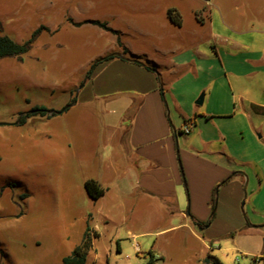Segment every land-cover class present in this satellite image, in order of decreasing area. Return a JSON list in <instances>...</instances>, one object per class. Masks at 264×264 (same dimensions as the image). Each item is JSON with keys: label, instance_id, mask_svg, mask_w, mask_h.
<instances>
[{"label": "crops", "instance_id": "0c3cea01", "mask_svg": "<svg viewBox=\"0 0 264 264\" xmlns=\"http://www.w3.org/2000/svg\"><path fill=\"white\" fill-rule=\"evenodd\" d=\"M60 1L40 22L54 31L66 26L62 41L69 35L79 45L93 44L88 65L121 53L97 63L77 94L62 100L75 98L64 112L94 116L93 168L82 186L90 199L87 179L105 188L96 201L109 206L106 219L113 218L110 206H129L131 213L142 206L135 214L148 222L178 215L191 220L200 237H214L221 222L224 232L264 226L257 222L264 218V128L258 123L264 120V0ZM26 18L17 19V29L36 28ZM14 72L19 79L36 76L29 69ZM50 118L38 119L46 125ZM17 126L0 125L4 140ZM50 132L47 146L60 152L62 172L70 173L74 163L82 167L86 137ZM213 204L210 224L198 226L195 219H209ZM241 204L252 217L244 216ZM202 238L197 258L203 260Z\"/></svg>", "mask_w": 264, "mask_h": 264}, {"label": "rangeland", "instance_id": "374dc122", "mask_svg": "<svg viewBox=\"0 0 264 264\" xmlns=\"http://www.w3.org/2000/svg\"><path fill=\"white\" fill-rule=\"evenodd\" d=\"M55 5L62 3L0 0V35L23 43L38 30L27 52L0 58V125H19L12 132L6 131L9 140H4L3 130L0 134V264H62L87 225L100 235L94 239L86 264H198L203 261L197 258L202 237L207 241L205 256L211 252L225 264H264V226L224 232L225 223L221 222L212 230L214 237L206 233L200 237L194 223H185L178 215L148 222L145 215L135 214L142 206L133 207V213L129 206L125 211L110 206L113 218L107 220L109 206L100 207L96 199L88 198L82 182L93 168L94 116L79 110L64 112L68 104L62 100L76 95L88 77L93 62L88 65L86 58L96 47L79 45L77 38L69 35L62 41L66 26L56 31L44 26ZM28 15L30 26L36 28L17 29L19 18L27 22ZM25 69L36 76L15 77L14 71ZM36 103H44L48 112L52 103L60 107L46 125L38 118L51 116L40 114L18 124L21 114L32 111ZM258 123L264 128V120ZM52 128L86 137L80 143L82 167L74 163L70 173L62 172L60 152L53 151L51 144L47 146ZM182 208L188 211V205ZM240 208L246 218L253 216L249 206L241 204ZM122 212H126V219ZM258 220L263 224V217ZM180 223L182 227H172Z\"/></svg>", "mask_w": 264, "mask_h": 264}, {"label": "trees", "instance_id": "16d2710c", "mask_svg": "<svg viewBox=\"0 0 264 264\" xmlns=\"http://www.w3.org/2000/svg\"><path fill=\"white\" fill-rule=\"evenodd\" d=\"M172 18L173 20L176 21L175 17L172 16ZM92 22L100 24L101 26L108 28L105 23H101L98 20H92ZM37 31L33 33V36L28 41L23 42V43L14 40L8 35H0V58L6 57V56L21 55L27 52ZM124 52H126V49H124ZM115 56H117L116 53H111L109 55L101 57L100 59L92 63V68L97 63L101 62L102 60H106V59H109ZM149 68L152 69V67H149ZM90 73H91V70L90 72L87 73L88 76H90ZM74 101H75V98L71 99V101H69L68 103V106ZM68 106H66L63 110H66ZM48 111L49 110L46 106L36 104L32 108V111L23 112L21 114V117L18 120V124L24 123L26 119L32 115L40 114L42 116H45V115L52 116L57 113L56 109L55 110L52 109L51 112H48ZM84 186H85V189L88 195L92 199H97L105 193V188L101 186L99 181L94 178L87 179L84 183ZM212 209H213V213L209 219H207L206 221H200V220L195 219V223L200 227H205L209 225L213 216L215 215V205L214 204L212 205ZM99 235L100 234L97 231H91L89 225H87V228L83 233L81 241L79 242V244H77L73 248L72 252L69 255H66L63 257L62 264H86L88 261L89 253L94 244V239L98 238ZM203 262L205 264H225L217 255L211 252L207 253L205 258L203 259Z\"/></svg>", "mask_w": 264, "mask_h": 264}, {"label": "built area", "instance_id": "2783aa9c", "mask_svg": "<svg viewBox=\"0 0 264 264\" xmlns=\"http://www.w3.org/2000/svg\"><path fill=\"white\" fill-rule=\"evenodd\" d=\"M190 129H191V124H190V123H186V124H185V126H184V129H183V130H184V132H186V133H187V132H189V131H190Z\"/></svg>", "mask_w": 264, "mask_h": 264}, {"label": "water", "instance_id": "95a60500", "mask_svg": "<svg viewBox=\"0 0 264 264\" xmlns=\"http://www.w3.org/2000/svg\"><path fill=\"white\" fill-rule=\"evenodd\" d=\"M116 54H121V53H116ZM82 86V85H81ZM80 86V87H81ZM203 101V94L200 95L199 99H198V103H201Z\"/></svg>", "mask_w": 264, "mask_h": 264}]
</instances>
